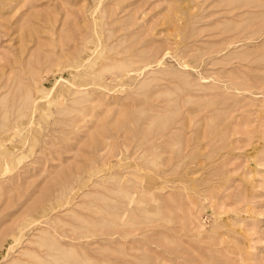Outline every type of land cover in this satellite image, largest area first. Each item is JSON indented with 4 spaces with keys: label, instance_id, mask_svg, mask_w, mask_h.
Masks as SVG:
<instances>
[{
    "label": "rangeland",
    "instance_id": "1",
    "mask_svg": "<svg viewBox=\"0 0 264 264\" xmlns=\"http://www.w3.org/2000/svg\"><path fill=\"white\" fill-rule=\"evenodd\" d=\"M0 264H264V0H0Z\"/></svg>",
    "mask_w": 264,
    "mask_h": 264
},
{
    "label": "bare ground",
    "instance_id": "2",
    "mask_svg": "<svg viewBox=\"0 0 264 264\" xmlns=\"http://www.w3.org/2000/svg\"><path fill=\"white\" fill-rule=\"evenodd\" d=\"M20 27H21V25H20ZM21 37H22V38H24V37H25V35H21Z\"/></svg>",
    "mask_w": 264,
    "mask_h": 264
}]
</instances>
